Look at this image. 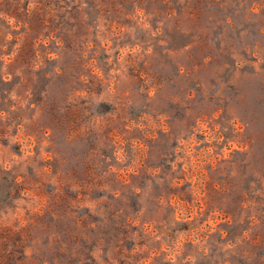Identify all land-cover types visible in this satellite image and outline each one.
I'll list each match as a JSON object with an SVG mask.
<instances>
[{
    "label": "rangeland",
    "instance_id": "rangeland-1",
    "mask_svg": "<svg viewBox=\"0 0 264 264\" xmlns=\"http://www.w3.org/2000/svg\"><path fill=\"white\" fill-rule=\"evenodd\" d=\"M0 264H264V0H0Z\"/></svg>",
    "mask_w": 264,
    "mask_h": 264
}]
</instances>
